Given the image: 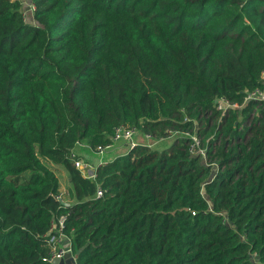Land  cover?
<instances>
[{"label": "trees", "instance_id": "1", "mask_svg": "<svg viewBox=\"0 0 264 264\" xmlns=\"http://www.w3.org/2000/svg\"><path fill=\"white\" fill-rule=\"evenodd\" d=\"M30 2L33 23L0 0V264H51L60 215L76 264H264V100L214 107L262 89L264 0ZM118 125L157 141L82 176L69 153ZM170 128L214 129L206 163L182 134L154 148Z\"/></svg>", "mask_w": 264, "mask_h": 264}, {"label": "built area", "instance_id": "2", "mask_svg": "<svg viewBox=\"0 0 264 264\" xmlns=\"http://www.w3.org/2000/svg\"><path fill=\"white\" fill-rule=\"evenodd\" d=\"M249 100H264V80L262 81V89L260 90H253L251 92H248L244 98L241 104H237L235 102H229L227 99H224L223 97H220L215 100V110L220 112L221 114L227 111L228 109H239L243 103L249 101ZM137 134L136 129L131 126H123V125H118L113 128V132L110 136V141L103 144V145H96L94 147V151L97 153H103L105 150H108L113 143L115 142H127L129 148L133 147L137 143L132 141V138L134 135ZM180 134L188 137L189 139V146L188 150L193 151L197 153L200 156H204V149L201 148L200 142H199V137L197 136L196 132L192 133L190 131H180ZM167 136H170L168 133ZM142 137L146 140V145L151 146L154 142L156 141H151V136L149 133H143ZM163 137L158 138L159 140H162ZM69 158L72 160L73 166L79 170V172L82 174V176L86 178H93L94 177V169L91 167V165L83 161L79 158L76 157L75 153L72 151L69 153ZM101 195V191L99 188H96L95 190V197H98ZM58 200H60L59 196H56ZM63 216L60 215L57 217L55 221L52 222L51 227L49 228L48 231V244H49V249L47 252V261H50L52 258H60L62 257L63 253L65 252V249L63 247L64 240H67V245L69 249V242L66 237L63 236L61 233L60 229L62 227L63 223ZM70 251V249H69Z\"/></svg>", "mask_w": 264, "mask_h": 264}, {"label": "crops", "instance_id": "3", "mask_svg": "<svg viewBox=\"0 0 264 264\" xmlns=\"http://www.w3.org/2000/svg\"><path fill=\"white\" fill-rule=\"evenodd\" d=\"M132 141L135 143L146 142V141L143 142L140 136L133 137ZM128 148H129V146H128L127 142L126 143L122 142V141L115 142L108 149L106 155H104V153H102V155H99V156L97 155L95 158L91 159V152L94 150L91 149L84 141H80L79 143H77L75 145L72 152L75 153L76 157H78L79 159H81L83 161L88 162L93 167V169H95V167L97 165H99L103 162H106L115 156L124 154L128 150ZM94 152L97 153L96 151H94ZM98 154H101V153H98ZM94 161H95V163H93ZM53 169H54V173L58 179L60 200H61V202L68 204L72 201V199H70L67 196V191L69 189V181L67 179L66 172L59 165H53Z\"/></svg>", "mask_w": 264, "mask_h": 264}, {"label": "rangeland", "instance_id": "4", "mask_svg": "<svg viewBox=\"0 0 264 264\" xmlns=\"http://www.w3.org/2000/svg\"><path fill=\"white\" fill-rule=\"evenodd\" d=\"M20 1V4H21V11H22V15H23V18H24V21H26V22H31V23H33V21H32V18H31V16H30V6H31V2H30V0H19ZM239 110H240V108L239 109H235L234 111H237V112H239ZM206 116H204V115H199V119L197 118H190V126L189 127H191L192 128V130H195V129H197L198 127H203V125H204V121H202L204 118H205ZM180 120H189V118H187L186 116H185V118L184 117H181L180 118ZM216 122V121H215ZM210 124V123H209ZM191 128H190V130H191ZM180 131L181 130H178V129H167V131H166V134H170V136H169V140H165V141H161V143H159V144H155L153 147L154 148H156V149H161V148H165V147H167L169 144H170V141L172 140V138L173 137H175V136H180L181 134H180ZM213 131H214V129H211V131H210V133H207V134H204V135H200V144H201V147H203L204 148V144H205V141L207 140V138L208 137H210L211 135H213ZM136 136H140L141 137V139H142V141L144 142V141H146L143 137H142V132H138L136 135H134L133 137H136ZM203 142V143H202ZM107 151L108 150H105L103 153H104V155H106L107 154ZM99 156V155H102V153L101 154H98V153H95L94 151H92L91 152V159H93V158H95L96 156ZM205 155V154H204ZM201 158V161H202V163L203 164H205L206 163V161H207V159H206V156H202V157H200ZM112 159V158H111ZM110 160V159H109ZM93 163H95V161L93 162ZM92 164V163H91ZM92 167V166H91ZM215 168H216V165H215V163L214 162H211V165H210V169H209V175H208V177H211L212 176V174H213V172H214V170H215Z\"/></svg>", "mask_w": 264, "mask_h": 264}, {"label": "water", "instance_id": "5", "mask_svg": "<svg viewBox=\"0 0 264 264\" xmlns=\"http://www.w3.org/2000/svg\"><path fill=\"white\" fill-rule=\"evenodd\" d=\"M61 202V200H60ZM62 204H65L61 202ZM63 247L65 252L63 253L62 257L60 258H52L50 259L51 264H76L74 257L71 255V252L68 249L67 240H64Z\"/></svg>", "mask_w": 264, "mask_h": 264}]
</instances>
